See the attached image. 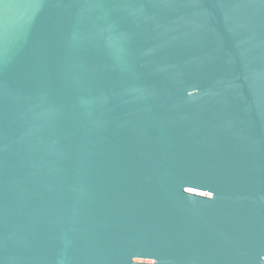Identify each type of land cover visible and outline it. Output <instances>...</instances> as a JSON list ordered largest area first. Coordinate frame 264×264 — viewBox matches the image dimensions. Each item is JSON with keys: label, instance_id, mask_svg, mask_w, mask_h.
<instances>
[{"label": "water", "instance_id": "1", "mask_svg": "<svg viewBox=\"0 0 264 264\" xmlns=\"http://www.w3.org/2000/svg\"><path fill=\"white\" fill-rule=\"evenodd\" d=\"M0 264H264V0H0Z\"/></svg>", "mask_w": 264, "mask_h": 264}]
</instances>
